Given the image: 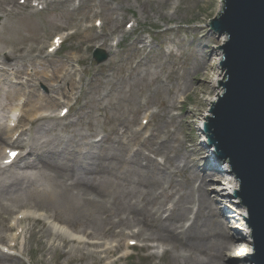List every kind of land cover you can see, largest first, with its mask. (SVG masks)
Wrapping results in <instances>:
<instances>
[{
  "label": "rangeland",
  "instance_id": "1",
  "mask_svg": "<svg viewBox=\"0 0 264 264\" xmlns=\"http://www.w3.org/2000/svg\"><path fill=\"white\" fill-rule=\"evenodd\" d=\"M15 1L19 6L22 18H6L0 14V31L5 27L8 28L0 34V50L9 51V49H5L6 44H21L25 47L27 56L30 49L34 50L35 55H39L40 49L47 44L49 47L55 36L68 38L72 35L65 41L63 49L57 53L58 56L66 59L70 56L81 55L85 59V64H74V69L80 71V75L75 79L77 81V91L74 92L76 94L75 101L62 99L60 105L50 106L51 110L45 113L50 117L49 121L45 123L46 132H43L45 139L71 141L74 137H77L78 140V137L86 135L89 138L92 135L93 139L95 138V143L103 137L114 140V130L129 123L132 132H141L142 138H147L152 133L156 134L154 130L158 128L161 130L166 128L165 132H174L180 139L185 140L189 151L204 149L201 146L202 134L198 127L204 121L205 113H208L210 102L207 100L213 97L217 98V94L221 92L219 86L217 93L216 89L210 85L215 73L221 71L214 64L216 52L212 53L210 48L206 49V46L204 50H201L203 52L201 55L207 58L204 66L201 67L202 65L198 64L200 61L197 59L200 57L197 58L199 55L197 39L201 36L210 37L213 42L210 43L209 40V46H212V49L214 46L221 47L224 44L221 40L224 39V35L219 37L217 33L209 32L211 30L210 20L216 19L221 11L220 0H170L163 16L155 14L156 10L162 9L159 8L162 0H152L153 3L147 4L146 11L142 8L146 4H140L137 1L139 3L137 5L136 0H130L136 11H129V15L111 14L108 8L99 4V1H105L106 5L116 8L118 2L114 1L123 0H94V10L98 16L102 17L99 20L103 23L102 29H95L96 33L105 32L101 38L106 36L110 38L105 47L102 42H99L101 38L88 41L87 35L77 36L85 27L94 26V22L89 21L91 19L90 11L77 9L79 0H72L65 9L55 6L47 12H45V5L41 1H37L40 3L38 8H32L30 2L22 4L19 1L21 2L19 5L17 0ZM32 12L34 14H31ZM168 13L173 14L168 15ZM147 15L149 17L145 20ZM26 18L30 21H22ZM113 18L115 21L118 19L116 21L119 23L118 28L115 27ZM136 20L141 23V28L136 34L148 38L145 43H149L147 48L144 47L145 44H140L136 49H133L132 43L136 37L123 42V34L130 32L128 23L131 21L134 23ZM196 30H199L200 33L195 34ZM89 36L97 37L96 34ZM119 42H122L120 48L117 47ZM96 49L103 51L107 55V59H112L118 53V61L111 63L106 61L98 65L93 58ZM46 53L47 49L43 51L42 56ZM38 60L40 61V59ZM197 66H200L201 70L194 74L193 71ZM185 68L192 69V77L188 80V76L185 77ZM101 70L102 72L106 71L104 76H99ZM11 78L8 74L0 76L3 84L0 85L1 89L11 91L20 83L23 85L22 91L20 99L18 97L11 101L5 111L2 110V106L7 102L4 101L5 97L0 93V123H7V118L11 119L12 117L11 109L16 107L21 109V115L25 114L29 107L27 99L30 91L36 89L38 95H50L48 86L52 85L48 83L46 86L41 84L42 81H36L29 88L24 85L26 79L16 84L10 83ZM186 81L189 82V90L187 93H183L182 84ZM64 86V90L70 92V85ZM131 86L134 92L129 94ZM105 92L110 93L109 97L105 96ZM119 95H123V97L120 99ZM77 97H80L81 101L75 104ZM69 103H73L72 105L75 104V106L67 119L64 121L57 119L58 116H61L60 112L63 108H67L66 105ZM173 103L174 107H172ZM137 112L139 114L136 117ZM172 118H175L173 122ZM28 127L29 125L23 122L20 129ZM75 142L77 141L75 140ZM121 143L127 147L130 153L142 150L143 153L150 155L156 163L163 162L161 157L150 154L140 145L132 142L130 136L121 140ZM93 144L86 143L81 149H77V158H84L91 151ZM3 151L4 148L1 153ZM206 152L207 150L202 156H205ZM97 153L104 157L103 148L97 149ZM197 158L191 156L190 161L193 162ZM203 163H200V169L204 166ZM100 164L103 167H108L110 171L111 168L107 161ZM184 164L182 162L180 166L183 167ZM127 167L119 165L116 168L119 177L122 174L137 173H131ZM130 167L137 168L135 164ZM140 170L138 169V174H140ZM201 171L203 173V170ZM188 173L180 174L175 178L177 192L188 194L192 188L191 185L188 186L185 183ZM203 174H206V171ZM114 178H117L115 172ZM170 179L168 177L165 189L169 187L172 181ZM214 179L207 185L210 194L214 192L218 194L222 191L227 176L219 175ZM95 180L98 184L102 183L101 177H97ZM103 189L120 197V187L117 185H103ZM211 197L221 200L218 195ZM162 200L165 201L164 204L168 203L167 197H163ZM28 212L39 218L20 219L23 214ZM201 220H208V214L204 213ZM92 223L93 221L91 222L78 212L77 215L71 214L57 208L50 201L42 200L36 196H23L13 202L5 201L0 204V238L5 237V241L0 240V256L8 258V260L13 259L15 264H184L182 261L181 263L177 261L176 254L172 256L170 253L165 256L166 247L133 236L132 233L138 231L135 228L129 230L114 225L111 230L112 225L104 222L102 217L98 219L99 228L91 225ZM226 223L227 231L235 233L230 228L232 224L228 221ZM56 226H62L67 230L64 234L56 236ZM113 231L116 233L122 231L125 235L117 237ZM69 233L82 238L83 242H75L72 237L68 238L66 234L69 235ZM15 236H18L17 240L11 243ZM131 241H135L137 244L132 250H128L127 244H130ZM239 243L237 238L231 241L230 244L233 248L229 249L226 255L228 254L229 257L234 255L239 248ZM120 244L121 246H119ZM113 245H117L118 248H113ZM139 245L140 247H138ZM150 246H153V249H150ZM5 250L13 255L6 254ZM123 255L125 258L120 259ZM232 257L226 261V264H243Z\"/></svg>",
  "mask_w": 264,
  "mask_h": 264
},
{
  "label": "bare ground",
  "instance_id": "2",
  "mask_svg": "<svg viewBox=\"0 0 264 264\" xmlns=\"http://www.w3.org/2000/svg\"><path fill=\"white\" fill-rule=\"evenodd\" d=\"M19 1L17 0L18 4H20ZM26 1L31 3L30 6L32 8L37 7L33 2L41 1L45 5V12H47L55 6L64 7L65 9L72 0ZM137 1L146 5L153 3L152 0H136L137 5H139ZM169 1L162 0L159 7L162 9L156 10L155 14L158 13L157 15L163 16L166 5L170 3ZM222 1L220 0L221 8ZM114 2H118L116 8L106 5L105 1H99V4L106 9L108 8L111 14L129 15V11H136L132 7L133 3H130V0ZM146 5L142 7L145 11L148 9V5ZM77 9L89 10L91 13L89 21L94 22V26L85 27L77 36L87 35L86 39L88 41L99 40L103 37L105 32L98 34L95 30V25L102 17L98 16L94 10V0H79ZM0 14L6 18H22L19 6L15 0H0ZM31 14L34 13L32 12ZM172 14L168 13V15ZM148 17L149 15H147L145 20ZM22 21L28 22L30 20L26 18L22 19ZM112 21L115 23V27L118 28L119 23L114 18ZM128 24L132 25V27L130 32L123 34V42L130 41L132 37H136L132 43V48L136 49L137 45L145 44L148 38L136 34L141 28L139 20L134 23L131 21ZM6 30H8L7 27L2 29L0 34ZM89 33L96 34L97 37L91 38ZM199 33L200 31L196 30L195 34ZM223 37L224 39L222 38L221 40L225 43L227 37L225 34ZM109 40V36H106L101 38L99 42H102L105 47ZM209 40L210 43L213 42L210 37L207 38L205 36L197 39V48L199 50L197 58L200 57L197 60L200 61L198 64L202 65L201 67L204 66V62L207 59L201 55L203 53L201 50H204L205 46L206 49L210 48L212 53H215L217 48L220 49L217 46L212 49V46H209ZM59 41L60 39H57L50 47L52 49L55 48L58 46ZM121 44L122 42H119L117 47L120 48ZM148 46L149 43L144 45L145 48ZM50 47H48V44L44 45L40 49L39 55H35L34 50L30 49L28 56L25 54V47L21 44H6L5 49H9V51L0 50V76L8 74L12 77L10 83L17 84L26 79L24 85L29 88L36 81H42L41 84L46 86H48L47 83L52 85L48 86L50 95H38L36 89L28 93V110L20 117L18 124L14 128L7 123H0V204L5 201L13 202L23 196H36L42 200L50 201L57 208H61L71 214L77 215V212L80 213L86 219L93 221L91 225L96 228L100 227V223L98 224L100 217H102L104 222H108V225H112L111 230H113L114 225L129 230L135 228L138 231L133 232V236L153 241L166 247L165 256L170 253L172 256L176 254L175 258L180 263L182 261L184 264H226V261L233 256V259L241 258L238 261L243 262V264H250L251 262L246 258L252 255V249L249 246L252 242L251 232L245 225V218L248 216V212L237 207L239 201L234 200L232 195L239 190V183L232 179L231 183H227L230 187L226 190L222 189L218 194L216 192H214L215 194H210L207 185L214 178L221 176L222 172L216 169V161L213 158L211 159L208 152L205 156H202L206 148L189 151L187 142L180 139L174 132H165L166 128L162 130L158 128L154 130L156 134L152 133L149 137L142 138L141 132H132L129 123L128 125H121L114 130V140L109 137H103L99 142L95 143V138L93 139L92 135L89 138L86 135L78 137V140L77 137H74L71 141L45 139L43 136V132H46L45 123L50 119L45 113L51 110L50 106L60 105L62 99L75 101L74 96L76 94L74 92L77 91V81L75 79L80 75V71L74 69V64H85V59L81 55L70 56L66 59L58 56V51L63 49L62 45L53 53L48 52ZM46 49L47 53L42 56L43 51ZM215 55L214 64L219 68L222 54L217 51ZM118 56L119 54L116 53L107 62H117ZM201 67L197 66L196 70L193 71L194 74L200 72ZM30 70L31 73H29ZM191 71L192 69L185 68V77L188 76L187 80L192 77ZM105 72L101 70L99 76H104ZM222 77V74L218 72L215 73V77L210 81L211 87L216 89L217 93L219 83L223 82ZM0 85H3L1 79ZM64 85H70V92L64 90ZM22 86V84L18 83L11 91L0 87V93L5 97L4 101L6 100L7 102L6 105L2 106L3 111L8 109L11 101L18 99ZM182 88V92L187 93L189 82H184ZM133 92V87L131 86L128 93L132 94ZM221 93L222 91L217 94V97ZM37 95L38 99L36 98ZM109 95L110 93L105 92L106 97H109ZM118 97L121 99L123 95ZM216 100L217 98L213 97L207 102L209 101L210 105ZM76 101L75 104L79 103L81 98L77 97ZM72 104L66 105L70 111L75 106V104ZM174 106L175 104L173 103L172 107ZM20 111L19 107L11 109L13 117H16ZM87 114L89 113L87 112ZM138 114L139 112L136 113V117ZM57 119L64 121L67 117H57ZM174 119L172 118V122ZM23 122H26L29 127L20 129V125ZM129 136L132 142L140 145L150 154L161 157L163 162L156 163L150 155L143 153L142 150H138L135 153L128 152L127 147L121 143V140ZM25 137L27 139H24ZM86 143H94L91 146V151L84 158H77V149H81ZM9 145L16 150L7 147L11 151H9L6 160L5 158L2 159L4 152L1 153V150ZM99 148L104 149V157L97 153ZM18 150L20 151V156L12 164L5 166L1 163L2 160H5L4 163H8L9 159H11L10 154ZM182 152L184 154H181ZM191 156L198 158L191 162ZM103 161L108 162V166L111 168L110 171L108 167H103L100 164ZM182 162L185 163L183 167L180 166ZM200 163L204 165L202 169L199 168ZM134 164L137 168L130 167L134 166ZM119 165H126L128 166L127 170H130L131 173H137L122 174L119 177V172L116 170ZM138 169H141L140 174H138ZM201 170H203V173L206 171V174H203ZM108 172H110L109 175H107ZM114 172L117 178H114ZM184 173L189 174L185 183L188 186H192L188 194L180 193V191L177 192L176 190L175 178ZM97 177H101V184L96 182L95 178ZM168 177L172 181L169 187L165 189ZM107 184L119 186L120 197L106 192L103 189V185ZM212 195H218L221 200H215L211 197ZM163 197H167L168 203L164 204ZM224 200L227 203L223 202ZM221 204L222 206H220ZM223 206L228 207L230 211L228 213L231 214H226V211L223 212ZM204 213L208 214V220H201ZM24 217L39 218L31 213L26 214ZM235 217L237 218L235 219ZM227 221L232 224L230 228L236 231L238 235L242 232V237L238 238V240H241L238 244L239 248L230 257L226 253L233 248L230 243L236 240V233L227 231ZM55 230L57 232L55 235L58 236L64 234L67 229L62 226H56ZM113 234L117 235V237L125 235L122 231L117 233L113 231ZM66 235L68 238L72 237L74 239L76 237L72 233ZM0 240L5 241V237H1ZM149 248L153 249V246ZM0 264H15V262L13 259L8 260V258L0 256Z\"/></svg>",
  "mask_w": 264,
  "mask_h": 264
},
{
  "label": "water",
  "instance_id": "3",
  "mask_svg": "<svg viewBox=\"0 0 264 264\" xmlns=\"http://www.w3.org/2000/svg\"><path fill=\"white\" fill-rule=\"evenodd\" d=\"M212 27L227 35L223 93L209 107L202 131L217 159L228 162L239 181L235 198L248 216L253 264H264V0H225ZM98 63L107 56L97 51Z\"/></svg>",
  "mask_w": 264,
  "mask_h": 264
},
{
  "label": "snow or ice",
  "instance_id": "4",
  "mask_svg": "<svg viewBox=\"0 0 264 264\" xmlns=\"http://www.w3.org/2000/svg\"><path fill=\"white\" fill-rule=\"evenodd\" d=\"M13 155H15V154H13Z\"/></svg>",
  "mask_w": 264,
  "mask_h": 264
}]
</instances>
